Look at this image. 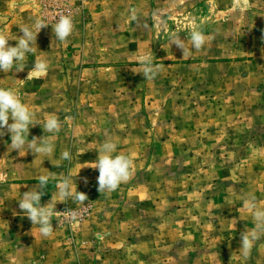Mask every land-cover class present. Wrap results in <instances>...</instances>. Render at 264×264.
<instances>
[{
    "label": "rangeland",
    "instance_id": "rangeland-1",
    "mask_svg": "<svg viewBox=\"0 0 264 264\" xmlns=\"http://www.w3.org/2000/svg\"><path fill=\"white\" fill-rule=\"evenodd\" d=\"M62 15L74 23L66 42L52 27ZM37 21L48 26L36 51L23 71H0V87L19 88L34 112L29 140L51 135L42 127L52 114L61 130L51 158L12 150L4 130L0 199L23 194L10 184L64 170L88 197L55 206L53 221L69 245L96 216L111 219L108 230L127 229L131 241L146 236L141 251L149 256L158 245L161 264H264V238L247 260L240 249L241 233L254 226L242 197L252 193L264 208V0H0V32L16 38L29 26L35 33ZM193 29L211 37L199 51L187 43ZM173 35L189 55L169 44ZM144 53L165 65L154 82L137 73ZM38 60L47 62L46 74L28 78ZM106 138L117 143L113 155L134 166L127 183L100 193L98 169L86 166ZM64 149L70 160L60 159ZM15 205L0 214L17 213ZM2 223L0 232L12 234Z\"/></svg>",
    "mask_w": 264,
    "mask_h": 264
},
{
    "label": "clouds",
    "instance_id": "clouds-1",
    "mask_svg": "<svg viewBox=\"0 0 264 264\" xmlns=\"http://www.w3.org/2000/svg\"><path fill=\"white\" fill-rule=\"evenodd\" d=\"M46 26L48 25L37 21L36 27L38 31L35 33L29 26H23L20 28L22 36L16 38L0 32V71L10 73L13 72L14 68L15 72L23 71L27 54L36 51V48L32 47V45L35 44L37 46V34ZM52 27L55 38L58 41L66 42L67 38L73 33V19L71 16L62 15ZM210 39L211 37L206 36L202 30L193 29L188 36L187 43L190 44L191 49L199 51ZM9 40H16V45H9ZM169 44L178 46L183 52V57L190 54V49L185 47V42L176 35L172 36ZM138 62L141 70L137 73H142L144 79L149 82H154L163 67H165L163 64H153V55L151 53L140 55ZM47 67L46 61L38 60L34 64L33 70L29 71L28 78L34 75L36 71L40 74H46ZM34 117V112L26 103L22 102L19 88L0 87V136L5 135L4 130L7 129L11 138L9 148L12 150H17L19 153L23 151L24 155L30 151L35 156L51 158L55 153V140L61 130V122L55 114L50 115L45 120L42 128L44 133H50L51 135H44L39 138L32 137L29 140L30 127L37 124ZM71 119L72 117L68 115L64 117L65 123ZM9 120L12 122L9 123ZM116 149L117 143L111 138H106L97 151V159L86 166L98 169L97 190L100 193H111L117 190L122 183H127L132 177L133 159L123 154L113 155ZM60 159L70 160V151L67 149L62 150ZM48 160L53 165V161L51 159ZM53 166L59 167V162H56ZM38 179L39 183L35 187L21 195L18 200L19 208L33 225L39 226V234L43 237H48L53 232L51 221L54 212H56V202H66L69 198H72L83 203L88 197L85 193L73 189L72 180L69 176L49 173L48 175H40ZM50 179L57 181L56 187L60 200L54 203L51 199L48 204L42 205L41 198L45 194L43 189L48 186ZM85 183H87L86 178ZM242 199L244 207L252 214L254 225L252 228H246L241 233L240 249L242 256L247 260L251 255L252 249L256 246V242L264 238V208L258 206L256 197L252 193L244 195Z\"/></svg>",
    "mask_w": 264,
    "mask_h": 264
},
{
    "label": "crops",
    "instance_id": "crops-1",
    "mask_svg": "<svg viewBox=\"0 0 264 264\" xmlns=\"http://www.w3.org/2000/svg\"><path fill=\"white\" fill-rule=\"evenodd\" d=\"M34 82L32 81L31 84ZM49 173L66 175L64 170L48 169L46 175ZM37 184H10L7 188L24 193ZM56 185L57 181L49 182L48 186L43 189L45 194L41 198L42 205L48 204L51 199L54 203L60 200ZM21 195L15 197L4 195L0 199V209L7 202L10 207L13 203L18 204L15 206L19 208L18 200ZM135 201L137 202V200ZM62 204H66V202H56L55 206ZM118 216H113V218L118 219ZM122 219L127 224V220ZM2 222L10 226L12 234L4 233L3 235V232H0V264H161V248H157L158 245L150 248L149 256L147 253L143 254L141 247L148 245L145 241L147 237L137 235L138 240L131 241L127 229L111 231L104 228L110 224V218L100 220L96 216L93 217L88 224L82 227L73 246L66 241L63 231L56 227L53 219L51 221L53 232L48 237L39 234V226L33 225L20 208L13 215H10V211L9 215L1 213L0 224H3ZM217 237L222 240L224 235L220 237L217 234ZM149 238L155 240L156 237L154 235ZM131 252L134 253L133 257L129 254ZM156 261L157 263H155Z\"/></svg>",
    "mask_w": 264,
    "mask_h": 264
}]
</instances>
